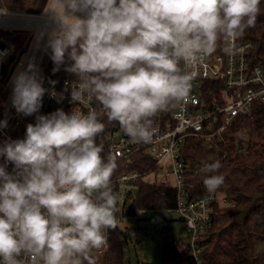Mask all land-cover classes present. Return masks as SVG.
Returning a JSON list of instances; mask_svg holds the SVG:
<instances>
[{"label":"clouds","instance_id":"9594fccd","mask_svg":"<svg viewBox=\"0 0 264 264\" xmlns=\"http://www.w3.org/2000/svg\"><path fill=\"white\" fill-rule=\"evenodd\" d=\"M55 5L59 27L45 45L53 73L70 61L65 71L77 77L72 102L95 98L108 123L118 122L143 143L153 138L155 117L188 100L196 66L221 44L231 52L261 14V0H55ZM47 91L30 62L13 79V107L25 116L37 114ZM3 127L7 120L0 122ZM105 128L95 110L58 109L36 115L23 139L0 146V157H6L0 164V264H93L91 254L107 245L119 212L112 179L117 165L97 144ZM7 163L15 165V176ZM220 167L217 160L199 171L217 173ZM224 179L207 175L204 184L214 192Z\"/></svg>","mask_w":264,"mask_h":264},{"label":"built area","instance_id":"2783aa9c","mask_svg":"<svg viewBox=\"0 0 264 264\" xmlns=\"http://www.w3.org/2000/svg\"><path fill=\"white\" fill-rule=\"evenodd\" d=\"M55 7L54 1L48 15L0 10V25L39 30L37 34L29 35L28 49L23 54L28 55L29 60L25 63L20 59L18 66L26 70L30 62L35 63L40 77V67L48 51L45 45L59 27L52 10ZM233 43L231 52H225L223 46L222 51L217 50L196 66L197 75L188 100L171 106L155 117L154 135L148 143L134 141L124 133L118 122L108 123L102 105L95 98L91 101L85 98L83 103L72 102L71 90L77 81L70 78L49 90L40 112L36 114L48 115L58 109L66 113L73 110L78 113L97 111L101 121L106 124L105 131L97 137V144L102 146L104 157H111L117 165L112 178L114 190L119 194L122 186L136 185L140 181L175 187L178 192L175 210L184 223L185 239L190 244L193 264H204L201 252L206 229L213 223L217 208L229 202L227 197L215 192L189 198L186 186L188 165L184 159L186 140L195 138L215 149L229 146L225 136L228 129L238 118L251 114L256 100L264 99V63L251 65L253 44L250 41H243L240 36ZM12 52V48L0 39V86L3 64ZM21 118V113L15 109L0 119V122L7 120V127L0 128L1 140L5 143L16 140L13 131L20 125ZM35 122L36 116L32 124ZM139 153H146L152 159V166L145 173L132 168L135 160L131 158ZM118 207L117 226L108 230L107 245L94 250L92 256L104 254L109 247L111 233L119 229L124 215L120 199Z\"/></svg>","mask_w":264,"mask_h":264},{"label":"trees","instance_id":"16d2710c","mask_svg":"<svg viewBox=\"0 0 264 264\" xmlns=\"http://www.w3.org/2000/svg\"><path fill=\"white\" fill-rule=\"evenodd\" d=\"M53 6L49 0H0V10L18 11L30 14L47 15ZM261 14L256 25L248 28L241 36L250 41L253 48L250 54L251 65L264 63V0H261ZM51 10V9H50ZM2 27V28H1ZM28 33L25 29H11L0 26V39L13 50L3 64V76H9L18 66L24 52L28 49ZM223 44L218 47L222 51ZM67 62L53 73L55 67L48 49L40 67L43 86L48 90L43 101L53 87H58L67 78L77 81L75 74L65 71ZM55 81V85L49 83ZM4 100V98H3ZM6 106L0 107V119L5 116ZM7 110V109H6ZM36 114L25 116L13 131L14 138L23 139L27 125L33 123ZM229 146L218 149L204 145V142L191 138L186 140L184 151L187 167L186 186L190 199L210 193L205 187L207 175H223L224 183L215 190L227 197L229 204L218 207L213 223L206 229L201 257L204 264H264V99L254 103L249 116L240 117L225 134ZM247 138L249 140L247 141ZM5 142L0 139V146ZM132 168L145 173L152 166L151 156L146 153L134 155ZM219 161L217 173L199 171L204 163ZM6 157H0L5 164ZM7 171L16 175L15 165L7 163ZM137 192L131 213L145 210H175L178 192L173 186L157 183H136ZM263 244V252L258 245ZM190 244L186 239L164 241L162 244L161 264H193ZM93 254H91L92 256ZM93 264H126L119 229L109 237V247L102 255L92 256ZM85 264H88L85 261ZM143 264H147L143 262Z\"/></svg>","mask_w":264,"mask_h":264},{"label":"rangeland","instance_id":"374dc122","mask_svg":"<svg viewBox=\"0 0 264 264\" xmlns=\"http://www.w3.org/2000/svg\"><path fill=\"white\" fill-rule=\"evenodd\" d=\"M54 1L55 0H52L51 5L54 4ZM51 8L52 6L50 9ZM50 9L48 11H50ZM57 11L60 10L57 9ZM54 14L56 16V13ZM0 26L16 29L8 24ZM21 29H25L26 33L32 35L37 34L39 31L34 28L31 30L28 28ZM31 49L32 47H30V50ZM28 58V55H22L21 59L25 62L29 60ZM27 61L25 63H27ZM21 71H24V67L17 66L11 75L3 76L0 86V107L6 106L7 110L5 109V116H8L15 110L12 104L13 79ZM136 192L137 186L131 184L122 186L119 190L120 205L124 208L122 222L131 217V207ZM132 219V228L126 229L123 232L119 230L126 264H143L145 261L147 264H161L163 242L186 238L184 223L176 210H140L133 215ZM257 249L258 252L262 253L263 244H259Z\"/></svg>","mask_w":264,"mask_h":264},{"label":"water","instance_id":"95a60500","mask_svg":"<svg viewBox=\"0 0 264 264\" xmlns=\"http://www.w3.org/2000/svg\"><path fill=\"white\" fill-rule=\"evenodd\" d=\"M249 140V138H247V141ZM132 217H133V213L131 214V217L128 219V220H126V221H124V222H122L121 224H120V227H119V230L121 231V232H123L124 230H126V229H129V228H132L133 227V224H132V221H133V219H132ZM146 262V261H145Z\"/></svg>","mask_w":264,"mask_h":264}]
</instances>
